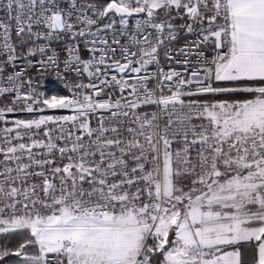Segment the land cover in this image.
<instances>
[{"label": "snow or ice", "instance_id": "6c2138e0", "mask_svg": "<svg viewBox=\"0 0 264 264\" xmlns=\"http://www.w3.org/2000/svg\"><path fill=\"white\" fill-rule=\"evenodd\" d=\"M0 264H264V0H0Z\"/></svg>", "mask_w": 264, "mask_h": 264}, {"label": "built area", "instance_id": "2783aa9c", "mask_svg": "<svg viewBox=\"0 0 264 264\" xmlns=\"http://www.w3.org/2000/svg\"><path fill=\"white\" fill-rule=\"evenodd\" d=\"M176 67L179 69L180 66L176 65ZM31 75L35 78L39 76V73L33 70L31 72ZM40 83H41V91H45L49 94H58V93H63L65 91L61 83L56 79L55 73L44 74Z\"/></svg>", "mask_w": 264, "mask_h": 264}]
</instances>
